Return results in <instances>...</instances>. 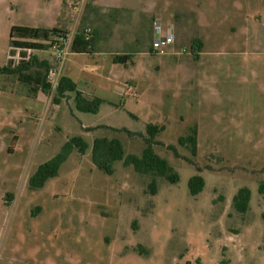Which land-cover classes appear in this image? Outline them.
<instances>
[{"label": "rangeland", "instance_id": "obj_1", "mask_svg": "<svg viewBox=\"0 0 264 264\" xmlns=\"http://www.w3.org/2000/svg\"><path fill=\"white\" fill-rule=\"evenodd\" d=\"M177 9L186 43L172 55L133 51L113 75L135 78L140 96L109 94L90 114L76 110L72 94L55 103L47 92L36 137L0 138V264H264V0H177ZM2 46L0 65L9 66L17 54L9 39ZM87 59L100 71L111 61L107 53ZM10 79L16 91L24 87ZM5 80L0 76L2 97ZM149 124L163 127L153 149L177 181L140 174L123 161L112 175L93 164L99 137L120 140L126 156L141 155ZM193 130L196 156L179 144ZM74 136L88 143L87 152L74 150L57 176L30 188L37 168ZM196 175L205 186L192 195ZM241 188L251 192L244 213L233 202Z\"/></svg>", "mask_w": 264, "mask_h": 264}, {"label": "crops", "instance_id": "obj_2", "mask_svg": "<svg viewBox=\"0 0 264 264\" xmlns=\"http://www.w3.org/2000/svg\"><path fill=\"white\" fill-rule=\"evenodd\" d=\"M18 12L21 18L15 20L13 15ZM24 19L29 22L24 23ZM182 20L177 0H0V46L4 39L10 41V29L14 25L57 29L73 38L78 34L83 35V30L90 27L93 30V52L72 53L62 67V77L70 78L87 97H99L106 103L110 102L107 95L116 94L127 101L132 98L129 96L132 91H137L140 96L139 91L133 88L136 79L119 75L114 77L119 65L114 62V57L129 55L131 58L133 51L158 56L152 53L155 21H160L165 31L174 33L175 41L168 47L166 54L172 55V50L178 49L180 43H186L185 40L189 37L183 39L180 36ZM4 50V46L0 47V53ZM9 50L10 53L17 54V60L11 59L8 67L27 62L30 57L47 63L48 67L55 64L50 48L16 49L9 44ZM39 51H47L48 55L40 56L37 53ZM103 53L111 58L106 71L87 65V58H97ZM42 69L38 65L32 66L25 72L26 78L33 81L39 76L44 77ZM12 77L4 76L6 84L2 85L6 94L0 96V138L21 141L33 139L39 134L37 114L45 112L50 104L47 92L35 83L24 84V87H18L16 91V87L12 86L16 80L10 79ZM118 84H122L124 88L121 90ZM6 86H12L10 92Z\"/></svg>", "mask_w": 264, "mask_h": 264}, {"label": "trees", "instance_id": "obj_3", "mask_svg": "<svg viewBox=\"0 0 264 264\" xmlns=\"http://www.w3.org/2000/svg\"><path fill=\"white\" fill-rule=\"evenodd\" d=\"M66 35V33L57 29L47 30L40 28H31L27 26L14 25L10 29V47L16 49L29 50H46L51 47L50 42L52 36ZM193 48L197 47L199 51L203 48V43L195 39ZM72 50L78 54H88L93 52V39L90 42L84 40L83 35H76L73 39ZM130 60L129 55L115 56L114 62L117 64H126ZM38 65L39 68L49 70L47 63L39 62L36 57H30L27 62H21L15 67L0 66V76H13L25 84H37L41 86L43 91L50 92V84L47 82L46 75L42 78L39 76L33 81H29L25 72L32 66ZM67 94L73 95V100L76 110L82 113L97 114L105 101L99 97H87L81 93L76 84L67 77H61L59 87L56 91L54 102L59 103L60 98H64ZM116 132L122 131L129 136L135 133L127 129H113ZM163 131V127L158 125H147L146 134L144 137L145 148L141 155H125L124 148L120 140L106 137L95 138L91 146V159L93 164L106 175L113 174V164L116 161H123L125 166L132 165L140 174L153 173L157 176L165 177L170 181H177V176L173 174V169L167 160L161 158L155 153L153 145L155 137ZM197 131L193 130L192 134L179 139V144L188 147L191 154H197ZM89 149L88 143L80 136H74L68 140L62 147L59 154L51 160L41 164L29 179V186L32 189L42 188L48 180L57 176L61 165L68 159L69 155L76 150L79 154L84 155ZM175 151L174 147H170ZM205 186V180L199 176H193L189 180V189L192 195L199 194ZM156 184L152 182L150 185L151 193H155ZM258 192L264 195V181L259 183ZM251 192L247 188H241L233 198L234 206L239 212H246L249 206Z\"/></svg>", "mask_w": 264, "mask_h": 264}, {"label": "built area", "instance_id": "obj_4", "mask_svg": "<svg viewBox=\"0 0 264 264\" xmlns=\"http://www.w3.org/2000/svg\"><path fill=\"white\" fill-rule=\"evenodd\" d=\"M84 40L90 42L93 39V30L87 27L83 30ZM73 37L66 34L60 36H52L50 42V50L56 60V63L49 68L47 73V82L50 84V93L56 94L62 77V67L67 58L74 53L72 50ZM175 41V35L172 31H165L160 21L154 22V38L152 42V53L155 55L168 54V47ZM130 96H137L136 92L132 91Z\"/></svg>", "mask_w": 264, "mask_h": 264}]
</instances>
